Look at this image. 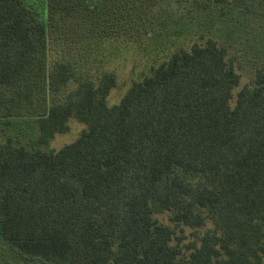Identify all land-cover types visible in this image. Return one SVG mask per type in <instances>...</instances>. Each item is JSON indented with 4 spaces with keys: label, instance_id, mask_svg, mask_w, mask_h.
Here are the masks:
<instances>
[{
    "label": "trees",
    "instance_id": "1",
    "mask_svg": "<svg viewBox=\"0 0 264 264\" xmlns=\"http://www.w3.org/2000/svg\"><path fill=\"white\" fill-rule=\"evenodd\" d=\"M201 2L264 15V0ZM143 7L153 0H0V264H264V70L233 98L227 49L202 37L110 106L114 72L48 68L50 25L51 43L57 28L80 36L77 22L126 41L146 33ZM71 118L85 129L58 151L2 139L36 119L34 145H48ZM164 213L202 234L183 251Z\"/></svg>",
    "mask_w": 264,
    "mask_h": 264
},
{
    "label": "rangeland",
    "instance_id": "2",
    "mask_svg": "<svg viewBox=\"0 0 264 264\" xmlns=\"http://www.w3.org/2000/svg\"><path fill=\"white\" fill-rule=\"evenodd\" d=\"M195 1L198 5L192 4L194 0H153V7H143L139 13L146 33L142 34L138 29L141 35L126 41H117L108 36L95 41L92 37L88 38L92 24L87 22L81 25V22H77L75 26L80 24L79 28L72 31L80 36H68L67 31L60 32L57 28L53 35H57L58 40L55 39L51 43L50 25L48 68H51L55 61L62 60L70 64L74 78L98 77L103 70L114 72L116 86L107 98L108 105L111 106L117 104L131 85L145 76L151 67L167 60L174 51L186 49L193 42L200 43L202 37H211L227 49L228 58L232 60L235 71L240 76L239 85L233 90L234 98L241 88H251L255 83L256 72L264 70V15L255 2L247 6L205 8L201 0ZM101 26L102 21L96 25L99 32ZM99 42L100 44H97ZM75 84L73 80L68 88H73ZM35 120H30L34 122L31 123L33 128L28 127L22 129L23 131L4 130L2 139L7 135L18 136V133L23 132L24 135L18 137L23 145L58 151L74 142L85 129L83 123L71 118L66 133L55 135L48 145H34L37 127ZM156 218L175 230L172 243L179 244L183 251L196 235L203 232L201 229L174 227L167 213L157 215Z\"/></svg>",
    "mask_w": 264,
    "mask_h": 264
}]
</instances>
